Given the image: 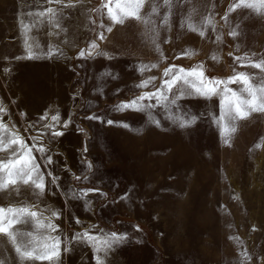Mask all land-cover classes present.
Returning a JSON list of instances; mask_svg holds the SVG:
<instances>
[{
    "label": "rangeland",
    "instance_id": "rangeland-1",
    "mask_svg": "<svg viewBox=\"0 0 264 264\" xmlns=\"http://www.w3.org/2000/svg\"><path fill=\"white\" fill-rule=\"evenodd\" d=\"M244 3L254 7L143 0L137 19L127 15L137 10L130 0H0V124L5 135L48 149L33 148L44 193L9 186L0 190V206L59 213L56 233L35 221L16 225L14 232L32 234L17 243L39 246L58 236L61 256L53 264H96L97 255L102 264H264V111L226 115L223 84L211 98L182 95L196 82L187 76L193 68L206 78L247 73L253 85L264 83V71L251 66L264 63V4ZM173 66L185 69L189 83L169 90L164 73ZM227 87L244 94L241 84ZM147 93L157 95L140 101V111L118 108ZM193 115L190 126H180ZM49 154L46 168L41 157ZM48 171L60 177L59 187ZM113 232L126 239L97 253L92 244L103 247ZM80 233L96 240L73 239ZM0 261L20 264L4 235Z\"/></svg>",
    "mask_w": 264,
    "mask_h": 264
},
{
    "label": "snow or ice",
    "instance_id": "snow-or-ice-1",
    "mask_svg": "<svg viewBox=\"0 0 264 264\" xmlns=\"http://www.w3.org/2000/svg\"><path fill=\"white\" fill-rule=\"evenodd\" d=\"M130 2H134L136 4L137 10L129 12L127 15L130 18L138 19V10L143 3V0H130ZM241 3L248 8L254 7L252 4L244 3V0H241ZM260 3L264 4V0H260ZM48 11H51V9ZM111 19L113 22H121L114 15L111 16ZM110 30L111 29H109V31ZM93 47H95V45H93ZM50 54L55 55L56 53L50 52ZM91 54L92 53L89 52V55ZM32 55L31 50H29V58H32ZM79 55L83 57L84 52L81 51ZM251 66L264 71V63L257 62ZM174 68L175 66L169 68L164 73L166 77H170L164 81V86L169 90H171L172 87L179 81L183 80L184 83H189L188 78L182 75L185 72V69L179 68L174 72ZM187 76L195 77L196 82L192 83L190 89H186L185 93L182 95H191L195 92L198 96L211 98L220 94V86L223 84L225 86L223 88V99L221 100V111L225 112L226 115L234 113L237 119H246L247 115L250 114V110L264 111V95H260L261 93H264V83L253 85L251 82L253 78L247 73H237L235 76L229 77L227 80H220L217 78H206L202 70L198 71L196 68H193L188 70ZM146 84L147 82H145L144 85H139L138 87L146 86ZM228 84H241L244 89V94H240L236 90L227 87ZM156 95V93H147L135 100L119 105L118 108L123 110L140 111V108L137 107L138 103L145 99H153ZM229 96L231 97L230 99ZM172 102L175 103V101ZM225 104H227V109H225ZM3 111L4 109L0 108V112ZM51 119L52 121H58L57 116H52ZM86 119L102 121V118L99 116H89L86 117ZM195 120L196 117L193 115L188 119L182 120L180 122V126L188 127ZM106 123L112 125L115 122L108 120ZM65 127H67V125H65ZM225 131H227V129H225ZM6 132V126L0 124V153H7L6 159L0 158V190H7L9 186L15 187L18 184H23L37 190L38 194H43L46 189V176L41 170V165L37 162L36 156L33 155V148H35L39 153H46L48 152V149H46L43 144H40L39 146L34 144L30 147L18 135H5L4 133ZM63 134L64 133L60 131H51L52 136H62ZM41 159L46 160V168L48 165L53 163L50 154L42 156ZM86 166L89 169L92 167L90 163ZM47 177L49 178L51 185L59 187L58 181L60 177L54 175L51 171L47 172ZM76 179L79 180L80 177L78 176ZM85 179H87V177H85ZM18 191L19 189H17V192ZM80 191L86 195L87 193L97 190L82 189ZM72 195L78 197L77 193H72ZM36 208V205L28 206L25 204L8 207L0 206V235H4L8 238V241L13 246L14 252L20 264H25V262L28 261H47L49 264H53V262L57 261L61 256V238L58 236L47 235L44 237L45 242L37 246L32 241L17 243L18 237L23 239L25 235L31 236L32 234L13 231L14 227L18 224L35 221L37 227L47 229L49 233L58 232V226L52 223V218L58 219L59 213L51 209L37 211L35 210ZM46 211L50 212V216L44 215ZM45 221H47V223H45ZM73 239L84 243L96 240V238L89 233L75 234ZM124 239H126V237L122 234L113 232L110 233L108 238L103 241V247H96L95 243L92 244V247L95 248L97 253H103L110 251ZM64 250L67 251V248ZM95 259L96 264H102V260L99 255H97ZM0 264H3V261H0Z\"/></svg>",
    "mask_w": 264,
    "mask_h": 264
},
{
    "label": "crops",
    "instance_id": "crops-1",
    "mask_svg": "<svg viewBox=\"0 0 264 264\" xmlns=\"http://www.w3.org/2000/svg\"><path fill=\"white\" fill-rule=\"evenodd\" d=\"M146 50H147V53H148V67H149V71H148V77H149V80L151 82V47H146Z\"/></svg>",
    "mask_w": 264,
    "mask_h": 264
}]
</instances>
